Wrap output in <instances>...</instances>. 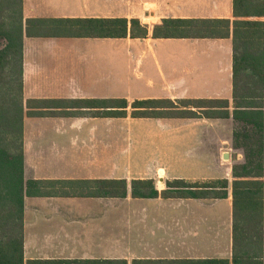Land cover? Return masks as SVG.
I'll return each mask as SVG.
<instances>
[{
    "label": "crops",
    "instance_id": "1",
    "mask_svg": "<svg viewBox=\"0 0 264 264\" xmlns=\"http://www.w3.org/2000/svg\"><path fill=\"white\" fill-rule=\"evenodd\" d=\"M22 9L25 23L127 19L140 20L149 28L145 39L24 37V176L26 182L44 184L29 190L25 198V260H114L94 254L98 247L107 251L115 244L116 213L129 208L119 202L133 200L131 190L126 199L95 197L85 183L223 180H205L208 177L199 171L186 172L178 154L179 136L191 131L196 143L201 140L199 133L221 129L227 119H139L138 125L155 135H140L143 158L131 160L127 152L137 139L126 132L134 133L136 126L92 114L110 112L109 102L114 100H222L229 102L233 114L234 0H23ZM170 19L228 20L231 35L225 39H154V27ZM252 20L264 22V17ZM122 136L129 142L116 147ZM149 136L158 142L148 143ZM205 161L202 166L208 164ZM134 166L143 176L132 177ZM179 201L187 214L195 215L200 208L207 216L199 224L182 221L185 227L192 229L194 224L208 232L192 234L199 238L190 244L189 229H185L188 238L181 245L182 256L134 260L232 263L233 196Z\"/></svg>",
    "mask_w": 264,
    "mask_h": 264
},
{
    "label": "trees",
    "instance_id": "2",
    "mask_svg": "<svg viewBox=\"0 0 264 264\" xmlns=\"http://www.w3.org/2000/svg\"><path fill=\"white\" fill-rule=\"evenodd\" d=\"M23 0H0V264H130L114 260H25V198L44 185L24 176V37L84 39H145L148 26L140 20H27ZM234 106L222 100H143L132 104L133 119H233L253 128L256 148H250L243 172L234 174L233 260H133L132 264H264V0H234ZM228 20H164L154 39H225ZM91 103V102H89ZM89 103H86L88 105ZM29 105V104H28ZM127 100L109 102L110 112L93 118L126 119ZM93 108V107H92ZM239 137V133H235ZM245 140L252 138L245 135ZM95 197L141 200H225L229 180L166 181L160 191L154 180L86 182Z\"/></svg>",
    "mask_w": 264,
    "mask_h": 264
},
{
    "label": "rangeland",
    "instance_id": "3",
    "mask_svg": "<svg viewBox=\"0 0 264 264\" xmlns=\"http://www.w3.org/2000/svg\"><path fill=\"white\" fill-rule=\"evenodd\" d=\"M4 45L1 44L0 48ZM128 108L129 117L126 121L116 119V124L135 125L134 133L132 135L137 140L131 141L133 149L127 153L130 154L131 160L142 159V151L140 147L142 143L139 138L140 135L147 134L145 129L138 125L139 119H133L131 114L133 112L132 104L129 102ZM235 133H239V137H235ZM200 134L201 140L194 142L196 135L193 132L181 134L179 144V157L181 165L184 170L199 171L202 175H206L208 179H228L230 183L229 195H232V184L234 181V174L243 172V167L247 165V158L250 148H256L257 135L253 128H246L244 124L238 123L232 119H227L225 127L221 129L212 128L210 131L205 130ZM245 135L252 136L251 139L245 140ZM116 141V147H120L129 142L128 139ZM223 139V143L220 141ZM125 140V141H124ZM148 143L158 142L154 137H148ZM182 141V142H181ZM149 146V145H148ZM162 147V146H161ZM225 153L230 154V159L227 161L223 158ZM145 157V156H144ZM198 161L193 164L192 161ZM202 160H206L202 166ZM208 161V162H207ZM135 170L132 177L143 176L138 170V166H134ZM199 174V175H201ZM156 186L159 190L166 188L165 180H155ZM131 197V196H130ZM132 198V197H131ZM133 199V198H132ZM182 201L179 200H123L119 202L120 205L128 206L124 212H117L115 216V244L109 246L107 251L98 247L97 256H109L116 259L126 258L132 264L134 259L139 258H170L182 256V246L184 245L185 238L184 231L186 228L182 221H190L194 224H199L202 220L206 219V214L199 209L196 210L195 215L192 213L187 214L185 209L181 207ZM192 204V203H191ZM200 205L201 203H194ZM209 204H212L209 202ZM183 224V225H182ZM193 228L187 230L189 235L190 244L195 243L197 236L193 237L192 234L200 233L206 234V228ZM184 226V227H183ZM186 229V230H185ZM194 229V230H193ZM197 241V240H196Z\"/></svg>",
    "mask_w": 264,
    "mask_h": 264
},
{
    "label": "water",
    "instance_id": "4",
    "mask_svg": "<svg viewBox=\"0 0 264 264\" xmlns=\"http://www.w3.org/2000/svg\"><path fill=\"white\" fill-rule=\"evenodd\" d=\"M224 159L228 161V160L230 159V154H229V153H226V154L224 155Z\"/></svg>",
    "mask_w": 264,
    "mask_h": 264
}]
</instances>
